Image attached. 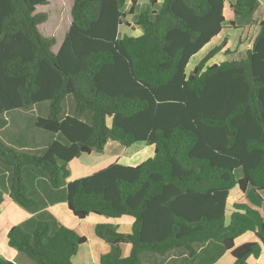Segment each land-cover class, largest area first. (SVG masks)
Returning <instances> with one entry per match:
<instances>
[{"label": "trees", "instance_id": "trees-1", "mask_svg": "<svg viewBox=\"0 0 264 264\" xmlns=\"http://www.w3.org/2000/svg\"><path fill=\"white\" fill-rule=\"evenodd\" d=\"M50 1L0 0V130L8 112L48 102L47 116H38L36 125L62 137L41 154L0 140V175L8 173L10 183L9 192L0 189V211L11 201L27 210L40 206L25 181L28 171L37 170L52 188L65 190L79 219L134 218L131 233L111 223L96 225V235L113 246L101 264H141L143 253L181 248L195 255L196 245L210 241L228 250L233 264L260 257L262 213L235 203L227 221V211L236 186L240 197L249 184L264 190V19L244 57L210 63L220 44L188 69L225 27H237L226 19L227 3L240 17L252 14L260 0H164L159 10L138 15V36H119L138 0H73L58 52L52 49L56 38L39 29L48 15L36 13ZM158 2L150 0L152 7ZM110 140L147 142L155 156L68 181L70 162L102 152ZM247 232L254 240L236 244ZM7 242L35 264H74L89 240L44 211L11 227ZM123 243L132 245L126 257ZM0 264L16 263L0 253Z\"/></svg>", "mask_w": 264, "mask_h": 264}, {"label": "crops", "instance_id": "crops-1", "mask_svg": "<svg viewBox=\"0 0 264 264\" xmlns=\"http://www.w3.org/2000/svg\"><path fill=\"white\" fill-rule=\"evenodd\" d=\"M159 3H161V0H159L157 5ZM139 4L140 2L138 0L135 14H129L127 16L129 23L122 24L120 26L119 36H138L143 33L142 27L135 23L138 15L142 12L138 10ZM156 6H151L149 8H151V10L153 8L158 10L161 8V6ZM258 8L260 10V16H256L257 18H255ZM226 19L227 21L235 20L237 27H225L219 35L214 37V39L195 56L198 57L195 64H197V62L210 49L220 44H224L222 50L214 56L210 63H219L228 58L226 57L227 54H225L226 50L231 51V54L228 55L231 56L230 58L244 57L246 55L247 49L252 47L253 39L259 29V22L264 19V1L260 0L255 11L250 15L235 17L232 12V15L229 18L226 15ZM45 24V22L40 24L39 29ZM70 25H66V27L69 29ZM66 27L64 28L65 36L68 31ZM123 28L124 30H122ZM130 30L133 32H130L129 34ZM52 33L55 32L53 31L51 33H46L45 35H52ZM63 41L58 47L54 48V46L57 44L56 38V43L52 47L54 52H58L60 50ZM32 109H34V107ZM7 126H9V122ZM3 129L0 130V133L5 131ZM20 133L13 139V143L7 142L9 145H13L16 149H30L32 151L42 150L43 152V150L53 140L62 138L60 135L52 134L47 131H37V133L34 132L30 135H24L22 133V136H20ZM84 156L88 158V161H82ZM154 156L155 146L147 142L139 141L130 146H125L119 141L110 140L102 152H92L90 154L85 153L70 162L69 168L71 170V174L68 178V181L92 174L93 172L115 162L124 165L136 166L149 158H153ZM74 171L77 173L73 174L75 173ZM242 176L243 174L239 176L237 175L238 178H241ZM25 181L28 184L29 195L35 198L40 206L36 207L34 210H27L21 207L15 201H11L6 205V207H4L2 211H0V253L5 255L8 259L14 261L16 264L29 263H27V261L21 257L19 252L8 246L7 236L9 230L14 225L21 224L27 219L36 217L39 213L44 211H49L59 223L74 229L79 234L85 235L88 238L89 243L81 246L77 255L73 258L74 264H101L102 255L112 250L109 243L96 235L95 227L97 224L111 223L114 225L117 231L122 233H131L133 230L134 218L132 216L110 218L103 215L90 214L85 219H79L73 214L67 205L65 190L52 188L49 178L44 173H40L37 170L28 171L25 174ZM0 189L7 192L10 191L8 173L0 175ZM240 194L241 191L239 186L233 188L229 194L227 221L230 219L229 213H232L234 210L235 203H243L257 208L264 217V190L257 191L252 185L249 184L244 196L240 197ZM85 224L92 226L93 230L90 229L92 232H87L84 230ZM254 238L255 234L253 232H247L236 239V244L254 240ZM121 247L122 256L126 257L130 255L132 250V245L130 243H123ZM233 262L234 257L228 250L225 251L221 244L215 241H210L204 244L196 245L195 255H189V252L184 248L172 250L166 255H160L153 252L143 253L141 264H233ZM248 264H264V251L258 258L250 257Z\"/></svg>", "mask_w": 264, "mask_h": 264}, {"label": "rangeland", "instance_id": "rangeland-1", "mask_svg": "<svg viewBox=\"0 0 264 264\" xmlns=\"http://www.w3.org/2000/svg\"><path fill=\"white\" fill-rule=\"evenodd\" d=\"M163 1L164 0H161V3H159L156 7L162 6ZM139 2H140L139 6H138L139 11H143V10L151 7L150 0H139ZM72 4H73V0H52V1H50L49 4L40 5V6H37V8H36V13L43 12V13H46L48 15V19L45 22L46 24L40 28V31L44 36H47V37H51V36L55 37L56 36L57 44L54 46V48L58 47L60 45V43L63 41V39L65 37V34H64L65 29L64 28L66 27V25L69 26L70 23L72 22V19H71L72 18V13H71ZM227 4L228 5L226 7V15L229 18L232 15V11L229 8V3H227ZM127 5H129V0H128ZM259 11L260 10L258 8L257 13L255 14V18L260 16ZM51 18H52V21H51V23L48 24L49 19H51ZM60 21H63V25H62V28L60 29V31H58L55 29L56 27H54V26H57L60 23ZM122 30H124V28ZM53 31L56 34L52 33V35H45L46 33H51ZM130 32H133V31L130 30L129 34H130ZM226 57H231V56L226 55ZM197 58L198 57H195L192 59V61L189 64V67H188L189 70H191L194 67V64H195ZM218 60H219V58H218ZM47 107H48V102H44V103H40L37 106H35L34 109H29V110L16 109V110L8 112L6 117L8 119L9 126H6L3 129L5 131L0 133V140L3 141L4 143L8 144L7 142L13 143V139L15 137H17L20 132H21L20 136H22V133L24 135H30L31 133L33 134L34 132L37 133V131H45L36 125V120H37L38 116H47V113H48ZM42 133H45V132H42ZM11 146H13V145H11ZM18 150L25 152V153H28V154H33V153L41 154L42 153V150H40V151H32L30 149H18ZM82 161L86 162V161H88V158H86V156H84ZM91 168H93V167H91ZM76 173L77 172H75L73 174H76ZM236 174L238 176L242 175L243 169H241V168L237 169ZM230 215H231V212L229 213V217H230ZM90 229L93 230L92 226L85 224L84 230H86L87 232H92ZM109 245L111 246V249H113V246L111 244H109ZM121 249H122V247H121ZM20 255H21V257H23L27 261V263L35 264L27 255H25L23 253H20Z\"/></svg>", "mask_w": 264, "mask_h": 264}]
</instances>
